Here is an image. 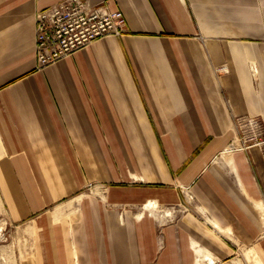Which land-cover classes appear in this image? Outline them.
I'll return each mask as SVG.
<instances>
[{"label": "crops", "instance_id": "crops-1", "mask_svg": "<svg viewBox=\"0 0 264 264\" xmlns=\"http://www.w3.org/2000/svg\"><path fill=\"white\" fill-rule=\"evenodd\" d=\"M61 1L0 0V147L45 204L101 182L127 211L84 200L74 250L44 219L38 264H264V154L225 151L237 116L264 131V0H90L125 32L38 68L36 12Z\"/></svg>", "mask_w": 264, "mask_h": 264}, {"label": "rangeland", "instance_id": "rangeland-1", "mask_svg": "<svg viewBox=\"0 0 264 264\" xmlns=\"http://www.w3.org/2000/svg\"><path fill=\"white\" fill-rule=\"evenodd\" d=\"M256 135L257 139L256 136L249 137V133L245 131L235 130L234 138L225 151L230 154L237 150H249L245 148L255 144L260 138L264 141V131L256 132ZM253 148L261 150L264 154V143L250 149ZM10 159L9 149L0 147V264H38L46 230L44 219H52L55 228L68 230L67 236L74 250V236L69 232L81 213V203L84 200L90 201V198L103 203L114 214L119 226L123 225L126 204L108 201L109 184L88 182L72 196L45 204L46 196L39 186L38 179L42 174H20L17 164H12L13 168H10ZM145 208L146 213H158L154 202L148 203ZM162 214L169 215L171 211L162 209ZM248 249L250 248L240 246L238 253L231 259L233 261L229 260L226 264H258L254 252ZM199 260L201 259L198 258Z\"/></svg>", "mask_w": 264, "mask_h": 264}, {"label": "built area", "instance_id": "built-area-1", "mask_svg": "<svg viewBox=\"0 0 264 264\" xmlns=\"http://www.w3.org/2000/svg\"><path fill=\"white\" fill-rule=\"evenodd\" d=\"M126 19L121 10H111L108 2L93 5L90 0H63L35 15V55L38 68L49 66L108 36L125 32ZM236 131L249 137L261 131L260 120L251 116H237ZM262 138L250 149L261 146ZM244 150V149H242Z\"/></svg>", "mask_w": 264, "mask_h": 264}, {"label": "bare ground", "instance_id": "bare-ground-1", "mask_svg": "<svg viewBox=\"0 0 264 264\" xmlns=\"http://www.w3.org/2000/svg\"><path fill=\"white\" fill-rule=\"evenodd\" d=\"M261 212H262V214L264 213V209L262 207H261ZM199 257L200 258L203 257V254L201 252H199Z\"/></svg>", "mask_w": 264, "mask_h": 264}]
</instances>
